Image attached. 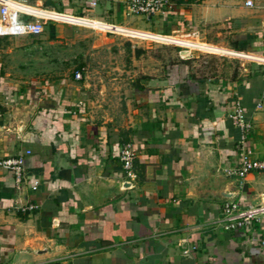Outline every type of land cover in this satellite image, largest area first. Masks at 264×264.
<instances>
[{
  "label": "crops",
  "instance_id": "obj_1",
  "mask_svg": "<svg viewBox=\"0 0 264 264\" xmlns=\"http://www.w3.org/2000/svg\"><path fill=\"white\" fill-rule=\"evenodd\" d=\"M92 1L0 0L44 27L0 36V160L31 151L20 182L0 165V264H264V220L220 223L227 201L264 205V170L225 173L239 164L235 101L252 125V157L264 160V0H171L149 18L126 16L124 0ZM118 33L235 64L209 71L182 51L130 81L111 75L118 65L100 80L62 73V44L108 47ZM125 142L137 149L130 181Z\"/></svg>",
  "mask_w": 264,
  "mask_h": 264
},
{
  "label": "built area",
  "instance_id": "obj_2",
  "mask_svg": "<svg viewBox=\"0 0 264 264\" xmlns=\"http://www.w3.org/2000/svg\"><path fill=\"white\" fill-rule=\"evenodd\" d=\"M95 4L96 0H93L91 5ZM245 4L252 6L253 2L252 0H246ZM171 5V0H124L123 13L126 16H143L149 18L152 15L164 14L171 7ZM110 26L125 28L116 25ZM43 29L44 27L41 21H23L17 10L8 4H4L0 7V36L38 35L43 31ZM118 34L139 37V35L133 34ZM139 38L150 39L149 37ZM80 77L81 74L77 71L75 73V78ZM228 117L240 130V138L238 141L239 164L236 166L232 165L226 167L225 173L230 176L243 177L252 170H264V160L252 157V148L247 143L252 125L249 120L246 119L244 110L238 101H235L233 104L230 112L228 113ZM30 153V150H26L22 154L6 157L0 160V165L11 169L14 173L16 182H20L24 176L26 155ZM136 154L137 149L131 142L123 143L118 153V158L124 171V177L128 181L133 180L136 177L134 168ZM38 183V180H34L31 184V189L36 190ZM34 207H36L35 204H29L26 209H33ZM262 220H264V205H250L246 208H240L237 202L231 201H227L222 205L220 223L226 230L252 227L256 224L258 225ZM260 244L264 247V224L260 237Z\"/></svg>",
  "mask_w": 264,
  "mask_h": 264
},
{
  "label": "rangeland",
  "instance_id": "obj_3",
  "mask_svg": "<svg viewBox=\"0 0 264 264\" xmlns=\"http://www.w3.org/2000/svg\"><path fill=\"white\" fill-rule=\"evenodd\" d=\"M85 29H87L86 32H92L93 36L101 34L111 35V32L106 30L88 27ZM85 29L82 28V31H85ZM84 34V32H79L77 36H84ZM114 37L116 38L115 42L112 45H108V47H105V45L92 46L89 40L84 39L81 41L76 40L75 43L70 45L62 44V59L59 63L62 73L79 70L83 77L89 75L90 80H100L106 76V73L102 72L103 70H107L108 66L115 67L118 65L124 68L123 73H120V68L111 75L115 76L117 72L119 75H123L125 81H130L134 77L142 75V70L146 69L147 65L164 62L171 56H178V53L182 51L183 56H186L189 52L195 56L198 55V57H194L197 63L201 62V60H206L207 63L205 64L209 67V71L220 68L228 69L229 65L235 64L234 60L229 57L206 53L197 49L179 47L174 43L141 39L121 34ZM92 50L95 51L94 55H90ZM92 68L94 72L96 70L99 72L94 73V75L89 74Z\"/></svg>",
  "mask_w": 264,
  "mask_h": 264
},
{
  "label": "water",
  "instance_id": "obj_4",
  "mask_svg": "<svg viewBox=\"0 0 264 264\" xmlns=\"http://www.w3.org/2000/svg\"><path fill=\"white\" fill-rule=\"evenodd\" d=\"M128 185H130V182H126V181H125V182L123 183V186H124V187H126V186H128ZM219 194L223 197V199H225L226 197H229V196H230V194H229L227 191H223V190L220 191Z\"/></svg>",
  "mask_w": 264,
  "mask_h": 264
}]
</instances>
